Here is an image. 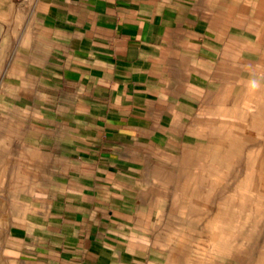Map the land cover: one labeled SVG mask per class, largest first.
<instances>
[{
	"label": "crops",
	"instance_id": "crops-1",
	"mask_svg": "<svg viewBox=\"0 0 264 264\" xmlns=\"http://www.w3.org/2000/svg\"><path fill=\"white\" fill-rule=\"evenodd\" d=\"M18 4L0 75V264H169L156 174L256 86L261 108L264 0Z\"/></svg>",
	"mask_w": 264,
	"mask_h": 264
},
{
	"label": "rangeland",
	"instance_id": "rangeland-1",
	"mask_svg": "<svg viewBox=\"0 0 264 264\" xmlns=\"http://www.w3.org/2000/svg\"><path fill=\"white\" fill-rule=\"evenodd\" d=\"M18 2L0 0V75ZM255 89L249 103L220 108L219 129H196V142L156 174L151 221L169 264H264V103Z\"/></svg>",
	"mask_w": 264,
	"mask_h": 264
},
{
	"label": "bare ground",
	"instance_id": "bare-ground-1",
	"mask_svg": "<svg viewBox=\"0 0 264 264\" xmlns=\"http://www.w3.org/2000/svg\"><path fill=\"white\" fill-rule=\"evenodd\" d=\"M249 127V126H248ZM246 182H247V180H246ZM248 183V182H247Z\"/></svg>",
	"mask_w": 264,
	"mask_h": 264
}]
</instances>
